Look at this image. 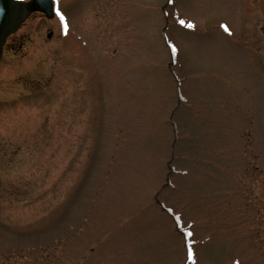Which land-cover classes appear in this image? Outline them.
<instances>
[{
	"label": "rangeland",
	"instance_id": "obj_1",
	"mask_svg": "<svg viewBox=\"0 0 264 264\" xmlns=\"http://www.w3.org/2000/svg\"><path fill=\"white\" fill-rule=\"evenodd\" d=\"M56 3L0 60V264H264V0Z\"/></svg>",
	"mask_w": 264,
	"mask_h": 264
},
{
	"label": "water",
	"instance_id": "obj_2",
	"mask_svg": "<svg viewBox=\"0 0 264 264\" xmlns=\"http://www.w3.org/2000/svg\"><path fill=\"white\" fill-rule=\"evenodd\" d=\"M35 11H42L52 17V0H0V60L7 38L18 31Z\"/></svg>",
	"mask_w": 264,
	"mask_h": 264
},
{
	"label": "snow or ice",
	"instance_id": "obj_3",
	"mask_svg": "<svg viewBox=\"0 0 264 264\" xmlns=\"http://www.w3.org/2000/svg\"><path fill=\"white\" fill-rule=\"evenodd\" d=\"M58 15H59V12L57 13ZM61 19H63V17L61 16ZM185 22L184 21H181V24H184ZM188 27H193V25H191V24H188L187 25Z\"/></svg>",
	"mask_w": 264,
	"mask_h": 264
}]
</instances>
